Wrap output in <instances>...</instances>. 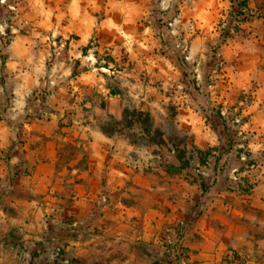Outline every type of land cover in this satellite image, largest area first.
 I'll return each mask as SVG.
<instances>
[{"label": "rangeland", "instance_id": "374dc122", "mask_svg": "<svg viewBox=\"0 0 264 264\" xmlns=\"http://www.w3.org/2000/svg\"><path fill=\"white\" fill-rule=\"evenodd\" d=\"M69 2L74 3L73 14L86 8L103 28L94 32L90 48L98 45L97 35L105 42H113L110 46H117L115 57L99 47L92 49L97 76H117L106 82L119 91L123 108L135 107L149 113L150 136L158 144L150 146L137 127L113 125L109 116L104 126L124 134L143 150L148 149L141 159L153 162L152 167L159 169L165 170L167 164L175 162L170 143L186 146L187 155L191 152L193 158L179 177L199 188L198 176H210L214 184L206 200L226 180H231L234 187L250 186L248 192L236 190L249 193L257 180L251 170L264 164V150H251L253 134L243 128L249 119L248 107L257 90L264 88V34L259 36L255 23L262 17L264 1L260 7L249 6L253 16L219 45V33L228 20L232 0H0V113L4 117L0 119V138L4 136L3 126L11 125L12 150L22 141L20 129L14 128L17 124L13 125L7 114L15 99L7 77L58 72L56 61L67 46L58 31L67 19L62 12ZM110 10L114 11L111 19L115 23L124 20L126 24L122 33L125 43L117 42L119 33L111 32L107 21L100 26L102 20L110 18ZM119 10L124 14L121 18ZM69 19H75L74 15ZM108 64L110 68L103 69ZM252 66L255 73L246 74ZM217 112L225 118L231 133L228 151ZM205 129L217 140L208 147L211 156H222L216 173L211 156L207 164L198 165L197 154L191 148L196 144V132ZM13 155L8 147H0V168L4 169ZM24 173L22 169L8 173L0 169V264H123L128 259L132 243L116 240L110 234L93 241L98 229H91L82 219L76 222L71 210H61L56 192H32ZM187 188L192 194L198 192L195 186ZM63 215L65 219H61ZM61 226L68 230L70 238L92 241L85 245L61 241L56 234ZM167 234L168 231L161 239L162 254L158 259L189 264L181 242Z\"/></svg>", "mask_w": 264, "mask_h": 264}, {"label": "crops", "instance_id": "0c3cea01", "mask_svg": "<svg viewBox=\"0 0 264 264\" xmlns=\"http://www.w3.org/2000/svg\"><path fill=\"white\" fill-rule=\"evenodd\" d=\"M263 1L249 0V6L260 7ZM69 3L62 12L67 19L58 31L67 46L56 61V75L7 77L15 98L7 114L11 123L17 124L14 128L20 129L22 141L12 150L11 125L3 126L0 147H8L15 155L1 172L22 169L32 192H56L61 210H71L76 222L82 219L91 229L99 230L93 241L110 234L132 243L128 259L122 257L123 264H173L158 259L167 231L166 237L181 242L189 264H264V164L251 170L257 180L249 193L216 189L209 200L207 193L201 194L198 185H190L180 173L169 174L152 167L153 162L147 169L135 166L132 159L143 158L149 150L122 133L103 130L108 116L122 118L123 105L119 91L106 82L117 76H97L92 49L99 47L115 57L117 46L97 35L98 45L90 48L94 32L103 28L86 8L73 14L74 3ZM112 12L110 20H102L100 26L107 21L111 32L119 33L117 42L123 43L126 24L124 20L115 23ZM260 13L262 17L255 23L262 36L264 8ZM72 15L75 19H69ZM117 15L124 16L121 10ZM109 68V64L103 67ZM248 71L255 73L253 66L246 74ZM111 90L117 93L111 94ZM256 93L243 127L253 134L249 144L253 152L264 150V88ZM196 133L200 149L217 143L207 129ZM188 186H195L198 192L192 194ZM68 233L62 226L56 231L61 241L76 245L92 241L70 238ZM77 257H82L80 251Z\"/></svg>", "mask_w": 264, "mask_h": 264}, {"label": "trees", "instance_id": "16d2710c", "mask_svg": "<svg viewBox=\"0 0 264 264\" xmlns=\"http://www.w3.org/2000/svg\"><path fill=\"white\" fill-rule=\"evenodd\" d=\"M253 16V10L249 7V0H232V6L228 14V20L226 24L222 27L219 33V45H222L226 37L230 36L232 32H236L240 29V24L249 20ZM9 33V30H7V34ZM8 43V41H6ZM89 45L85 46L83 48V51L88 48ZM109 60L113 61L112 58H109ZM111 94L117 93V91H110ZM217 117L222 122V125L224 127V131L226 133V149L225 151H228L229 147L232 145V137L230 130L228 126L226 125L225 118L221 115L220 112L216 113ZM0 119H4L2 114L0 113ZM109 119L111 120V123L113 125H120L123 126L122 128H133L137 127L139 128L148 138V143L150 146H154L158 144L155 139L150 136V126L149 125V113L145 112L143 110L136 109L135 107L129 108L124 107L123 108V114L122 118L120 120H116L114 117L109 116ZM143 125V126H140ZM103 130L107 133H114L118 132L117 130H109L108 127L103 126ZM170 150L175 153V162L169 163L165 166V171L170 174H179L182 170L190 166V161L192 160L193 156L191 152L187 155V148L186 146L181 147V144H174L170 143ZM191 148L193 151L197 154V163L198 165H205L208 163V160L211 156V148L208 149H200L196 145L192 144ZM240 150H237L239 152ZM211 161L213 163L212 170L214 173L217 172V164L222 159L221 155H214L211 156ZM203 174H200L198 177L199 181V190L201 194L208 193L209 190L212 188V185L214 182H210V176H202ZM221 189H229V190H238L241 189L242 191L248 192L250 190L248 188H243L240 184H236L237 186L234 187L231 185V180H226L224 183L221 184ZM233 257V254L232 256ZM229 261V260H227ZM230 262V261H229Z\"/></svg>", "mask_w": 264, "mask_h": 264}, {"label": "built area", "instance_id": "2783aa9c", "mask_svg": "<svg viewBox=\"0 0 264 264\" xmlns=\"http://www.w3.org/2000/svg\"><path fill=\"white\" fill-rule=\"evenodd\" d=\"M132 162L135 166L140 167L142 169H147L150 168L151 162L148 160H143V159H132Z\"/></svg>", "mask_w": 264, "mask_h": 264}]
</instances>
